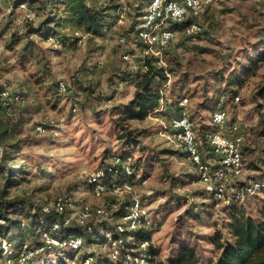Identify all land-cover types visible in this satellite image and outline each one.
Segmentation results:
<instances>
[{"label": "rangeland", "instance_id": "374dc122", "mask_svg": "<svg viewBox=\"0 0 264 264\" xmlns=\"http://www.w3.org/2000/svg\"><path fill=\"white\" fill-rule=\"evenodd\" d=\"M13 1L0 0V78L8 82L13 97L20 99L0 112V118L19 123L15 139L21 142V152L11 167L16 174L20 169L27 172L23 178L16 176L17 183L9 189V195L24 197L28 203L9 216L27 223L31 205L66 195L71 199L67 210L71 217L84 204L108 210L107 215L92 218L98 234H103L106 223L113 226L120 221L113 212L129 204L131 195L108 192L95 197L86 179L112 153L131 152L134 158L143 155L148 162V178L136 182L135 191L152 219L149 249L158 248L160 259H166L188 245L203 258L213 257L211 237L226 220L227 212L224 203L205 190L194 164L173 138L171 117L162 114L166 108L144 120L129 122L141 132L140 146L123 147L120 131L115 128L116 113L135 90L134 78L124 77L137 71L142 48L135 30L148 0H87L111 8L110 25L101 36L76 31L64 11L68 4L55 3L50 7L55 17L50 31L64 35L66 40L60 44L50 40L48 32L36 34L31 30L45 11L36 4L17 6ZM199 20L203 24L200 34L187 37L178 30L177 38L163 52L165 62L171 52L169 60L177 70L167 73L162 91L170 98L173 95L171 100L178 104L184 97L189 99L190 117L203 154L208 134L215 130L214 106L219 100L227 102L228 124L238 123L244 133L246 173L238 184L247 183L264 168V123L252 100L264 79V61L250 62L253 56L264 53V0L205 3ZM121 36L126 37L125 44L118 41ZM79 38L83 39L81 44H77ZM126 52L132 54L130 60L124 58ZM244 69L249 72L239 84L227 83L233 72L242 73ZM59 81L67 84L63 92H56ZM232 90H237L234 98ZM38 125L45 131H39ZM2 154L0 145V159ZM17 162L19 166L14 164ZM6 173L0 169V187ZM237 185H233L234 191ZM259 198H264V192ZM257 200L250 197L246 204L253 208ZM12 231L22 234L26 241L37 238L29 228ZM109 246L99 240L70 258L62 256L58 261L55 255L44 254L39 260L44 264H84L83 256L88 252L94 256L92 264H106L111 257Z\"/></svg>", "mask_w": 264, "mask_h": 264}, {"label": "trees", "instance_id": "16d2710c", "mask_svg": "<svg viewBox=\"0 0 264 264\" xmlns=\"http://www.w3.org/2000/svg\"><path fill=\"white\" fill-rule=\"evenodd\" d=\"M13 2L17 4V6L25 3L31 5L36 4L41 12L45 11V15L42 16L37 27L31 29L35 31L36 34L48 32L47 34L53 35L50 30L52 29V23H54L55 17H53L54 15H52V9L50 7L59 2L68 4L64 9L65 14L73 23L75 30L81 33L101 36L110 25V20L112 18L108 13L109 9H111L110 7L92 5L87 0H14ZM189 21L188 19L186 22L173 23L171 27L183 32L184 27ZM131 31L134 30L131 29ZM54 36H56L60 42L66 40V38H63L64 35L59 34ZM186 36L188 37V35ZM25 47L26 46H24V48ZM195 47L201 51L207 50L199 46ZM169 53L171 52H168V58L165 57L166 65H158L156 57H146L145 64L147 65V70L145 72L137 70L132 73H127V77H124L126 79L129 77L134 78L132 82L135 90L130 100L123 105V109L115 115L114 124L115 128L120 131L118 138L122 140L123 147L141 145L139 138L141 132H137L136 129L132 128L129 122L134 120L141 121L151 114H156L154 109L159 105L163 92L162 85L168 78L167 73L173 74L177 70L173 64H171V60H169V56L171 55ZM256 61H264V53H258V55L250 58V62ZM248 72V69H244L242 73L233 72L227 83L229 85L239 84L240 79L244 78ZM217 78H220V76ZM58 91L62 92L59 90V86L58 90L56 89V92ZM172 91L174 92L175 89L173 88ZM231 93L235 94L231 97L234 98V96L237 95V90H232ZM58 96H60V94H58ZM172 96L173 95H171V98ZM171 98L167 95L166 109L162 114L172 118L178 115L180 106L177 101H173ZM252 100L257 103L256 109L260 112V122L263 124L264 114L261 113V107L264 105V79L256 89ZM226 103V101H217L213 110L225 109ZM6 108V106L0 104V112H4ZM18 128L19 123H14L11 118L6 117L5 120L0 118V145H3L0 169L3 170L4 173L7 172L5 182L2 187H0V218L5 220L3 223L0 222V238L6 237L16 249H19L24 242H28L31 245L38 244L40 242V230L49 227L52 222L60 220L61 225L59 234L62 239L67 240L70 236L75 234L83 236V244L80 249L84 246H91L92 243L99 240L102 244L110 245L111 257L106 264H264V198H259L260 192H264V168H262L261 171L259 170V174L254 178L251 177L252 179L249 181L259 184V188L254 193L244 192L242 193L244 194L242 199L238 197L224 204L227 212L226 220L223 221L221 227H216L211 237V243L214 246L213 257L203 258L196 253L194 248L188 245H182L178 253L166 259H160V250L158 248L152 247L149 249L151 244V226H139L136 229H131L129 223H126L123 231H117V223L113 226H109L108 223H106L104 233L98 234L97 227L94 225L92 219L85 227L75 223L66 225L57 214L44 213L41 209L42 205L30 206L28 209L29 216L25 218V220H28L27 223L23 220L15 221L14 218L10 217L9 215L12 210L15 211L18 207H25L26 203H28L27 199L24 197L9 195V189L15 187L17 183V179H15L16 176L23 178L27 172L25 169H20L19 173L16 174L15 170L11 167V162H15L17 154L19 155L21 152V142L15 139ZM141 150L144 151V146ZM130 153L131 152L112 153L109 159L99 166L100 169L104 170L105 177L110 178L114 173L119 177L125 176L121 166L112 163V158L118 156L123 161H128L131 168V174L127 176L128 179L135 183H142L143 180H146L148 178V174L145 171V166L148 164L147 159L143 155L134 158L133 154ZM14 164L19 166L20 162ZM164 169H167L166 165H164ZM249 182L238 184L237 192L241 194L240 192L245 186L249 185ZM250 197L254 200L258 199L253 208H249L246 204ZM129 206L130 203L120 205L113 214L121 219L127 214ZM16 227L18 229L29 228L35 231L37 238L35 240L26 241L22 237V234L16 235L12 233V229ZM107 233H111L113 240H121L125 243V247L119 250L116 259L112 258V241L108 238ZM146 241H148L149 244L147 248H144L142 244ZM47 250V256L53 254L58 261L62 256L64 258H70L78 251L69 246L49 248ZM43 255L32 259L28 264H44L39 260V258L42 259L41 257H43ZM90 256L92 259L94 258L92 254L87 252L83 256V262ZM136 258L139 259L138 262H136ZM37 261L38 263H36ZM0 264L5 263L0 261Z\"/></svg>", "mask_w": 264, "mask_h": 264}, {"label": "built area", "instance_id": "2783aa9c", "mask_svg": "<svg viewBox=\"0 0 264 264\" xmlns=\"http://www.w3.org/2000/svg\"><path fill=\"white\" fill-rule=\"evenodd\" d=\"M217 1L219 0H148L140 14V21L135 30V35L142 48V53L138 57L137 70L145 72L147 70L145 58L151 56L157 58L158 65H166L163 52L178 36V30L171 27V25L186 22L189 19L190 21L187 22L183 32L188 36L200 34L203 30V24L199 17L204 4ZM49 39L60 44V41L54 35H50ZM118 41L125 44L126 37L121 36ZM82 42L83 39L79 38L77 44ZM131 57L130 52L124 54L126 60H130ZM167 75L169 76V74ZM58 86L62 92L67 88L64 81H59ZM19 99V96L13 97L8 82L0 78V104L9 107L12 105L13 100ZM239 99V96H237L236 100ZM166 100L167 95L162 92L159 105L154 109L155 113L164 110ZM188 102L187 97L181 99L178 115L171 118L173 138L181 145L189 160L194 164L195 172L197 176L199 174L205 190L214 199L224 204L238 197L242 199L244 197L242 193L244 192L254 193L259 188V184L253 181L242 189L241 194L237 192V189L234 191L233 185H237L246 173L243 153L244 133L240 129V125L238 123L228 124L226 109L213 110L212 120L216 128L208 134V149L203 154L194 131ZM74 110H76V107H74ZM37 129L41 132L45 131L43 125H38ZM112 163L120 165L125 176L119 177L114 173L112 177L106 178L104 170L97 168L88 175L86 179L87 188L95 197H101L108 192L118 196L131 195L127 214L116 224L117 231H123L126 223H129L131 229H136L139 226H151L150 212L146 209L140 195L136 193L135 182L127 178L131 174L128 161H123L120 157L115 156L112 158ZM70 200L66 195H59L52 202L42 204L41 209L44 213L57 214L66 225L75 223L83 227L87 226L94 216L108 214V210L103 206L92 207L89 204H84L75 217H71L67 212ZM4 221L0 218L1 223ZM60 225V220L52 222L49 227L40 230V242L38 244L31 245L24 242L19 249H16L6 237H1L0 261L5 264H28L32 259L46 254L49 248L69 246L72 249L79 250L83 244V236L75 234L64 240L59 234ZM107 236L112 241V258L116 259L119 250L125 247V243L121 240H113L111 233H107ZM148 244L149 242L146 241L142 246L147 248ZM91 261L92 257L90 256L84 260V264H90ZM138 261L139 259L136 258V262Z\"/></svg>", "mask_w": 264, "mask_h": 264}]
</instances>
